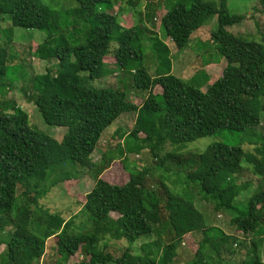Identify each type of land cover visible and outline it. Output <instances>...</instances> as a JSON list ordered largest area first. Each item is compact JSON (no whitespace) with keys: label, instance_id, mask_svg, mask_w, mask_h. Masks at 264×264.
Instances as JSON below:
<instances>
[{"label":"trees","instance_id":"1","mask_svg":"<svg viewBox=\"0 0 264 264\" xmlns=\"http://www.w3.org/2000/svg\"><path fill=\"white\" fill-rule=\"evenodd\" d=\"M121 1L131 8L123 18L128 8L111 13L113 0H0V31L7 37L0 42V83L7 82V61L16 55L15 31L44 32L45 39L32 51L29 46L28 53L49 66L44 75L29 76L20 65L29 76L24 92L47 125L66 129L61 141L35 131L27 112L0 100V235L12 229L0 264H40L54 237L57 264H68L77 255L83 257L78 264H175L182 245L194 255L187 264H223V254H232L234 237L208 225L189 187L212 202L216 213L233 215L236 201L250 187L237 179L245 169L259 187L249 196L246 212L233 215L231 223L243 234L264 229V133L259 131L264 120V37L257 41L229 30L246 15L232 14L228 0ZM255 1L264 12V0ZM163 8L161 30L178 51L217 17L211 40L227 65L216 82L207 85L205 72L203 79L190 81L172 73L171 49L153 30ZM113 44L117 48L111 52ZM148 49L157 62L154 76L144 64ZM111 55L114 66L131 76L132 88L146 97L130 101L121 89L84 85L83 73L92 81L109 74L106 59ZM129 113L136 114L134 126L112 135L122 142L114 151L125 168L131 155L148 151L153 167L131 170L127 183L112 184L102 178L117 159L108 156L112 148L98 163L92 157L107 130ZM223 131H249L254 152L224 143H213L201 154L165 152L167 145L183 149ZM81 168L89 169L95 184L77 201L85 218L77 225V215L66 220L42 201L58 184L78 181ZM154 172H160L159 180L151 184ZM165 172L172 173L167 182L173 190L182 192L174 193L166 184ZM140 239V249L133 250ZM124 240L130 245L119 257L108 250V242ZM239 264H264L256 243Z\"/></svg>","mask_w":264,"mask_h":264},{"label":"rangeland","instance_id":"2","mask_svg":"<svg viewBox=\"0 0 264 264\" xmlns=\"http://www.w3.org/2000/svg\"><path fill=\"white\" fill-rule=\"evenodd\" d=\"M49 3L51 0H44ZM64 1V0H62ZM206 1H217V0H206ZM114 2V10L111 13L115 14L116 11L119 10L120 6L124 8H128V11H125L123 15L121 14L120 18L129 15V10L131 9L121 0H113ZM228 7L232 14L235 15H246L245 21L237 26L229 28L232 33L235 35H243L248 37L249 39H255L257 41H261L264 37V12L261 11L260 6L256 3L255 0H228ZM166 10L163 8L160 10L158 18L156 21V26L154 27V31L158 33V36L161 40H164L165 43L170 47L172 53V65L173 71L172 73L179 78L190 81L191 78L197 76L200 79H203V72L206 73L209 78V82L207 85H211L216 82L220 77L227 65V62L224 58H222L213 42L211 40V33L217 30L218 28V20L217 17H214L211 21H209L203 28L193 34L189 46L182 51H178L171 40L166 39L165 34L162 32L160 24L161 18L166 14ZM9 23H4L2 25L3 28L8 26ZM1 27V28H2ZM2 30V29H0ZM46 37V34L37 30H26V29H17L14 34V56L9 57L7 61V65L10 66L8 69V73L4 76L3 81H7L9 86L6 84L3 86L4 92H0V100L13 101L16 103L19 109L24 110L29 115L30 126L35 131L48 135L50 137L55 138L58 141H61L64 133L66 132L65 128L51 127L47 125L42 118L39 110L34 104L30 95H25L24 87L28 83V77L30 75H44L46 73V67L49 66L45 62L40 61L34 57V55L30 52L28 53V48L30 46L31 51L32 48L36 47V44L41 43ZM7 41V37L0 31V42ZM117 48L116 44L112 45L111 52H113ZM12 53V48H11ZM145 66L148 69L149 73L154 76L156 61L153 57L151 50H145ZM13 55V54H12ZM106 62L109 65V74L102 80H88L86 79L87 74L83 73L81 76L83 78L84 85L93 88H102V87H112L115 89L123 90L130 101H139L137 97H146V93L142 91H137L131 86V76L125 75L123 71L119 68L115 67V60L111 55L109 59H106ZM20 65L25 66L27 69V73L29 76H26V73ZM2 81V82H3ZM0 83L1 85H3ZM207 85L202 88L203 91H206ZM160 90L157 88L156 93H159ZM142 98V99H143ZM264 117V116H263ZM136 114L129 113L122 115L117 122L110 127L107 132L103 135L101 142L99 143L95 153L93 154V161L98 163L102 159V154L111 151L108 153V156L111 154L116 155L114 158H117L111 167L102 175V178L112 184L123 185L129 180V172L131 170H137L142 168H152L153 167V159L148 151H144L140 155H131L129 157V164L127 168H125L124 164L121 161V157L118 155L116 150L117 145L122 143L119 141H114L112 139V135L117 131H125L129 132L135 123ZM264 120L263 126L259 130L261 133H264ZM260 133V134H261ZM251 142H255L252 140L251 134L249 131L245 133H235L223 131L214 136L199 139L195 142L189 143L185 146V148L180 149L176 146L167 145L165 152H176L177 154H201L207 150V148L213 143H224L228 146H241L246 152H254V148L256 147ZM252 144V145H251ZM114 152H113V151ZM170 168L173 171L178 172V168L176 165L169 163ZM244 168H249L246 164H244ZM81 177L77 181H71L68 183H60L56 188L52 189L50 193L43 199L42 203L49 208L52 212L60 214L62 217L69 220L75 215L78 216L76 219V224L81 225L83 220L85 219L81 215L82 207L77 204L79 202L80 197H84L88 194L94 184L95 180L89 171V169L81 168ZM160 172L151 173L149 182L152 184L154 181L158 183V175ZM166 177V182L168 178H172V173H164ZM239 183L250 184L248 191L244 192L240 198L236 201V208L234 212L235 215L246 212V204L249 196H251L255 190L259 187L258 179L251 173L250 170L245 169L239 176L237 177ZM176 181L182 186V183L179 181L178 177H176ZM169 182L166 184L168 185ZM172 187V191L174 193H180L182 190L180 188L174 191V185L169 183ZM184 186V185H183ZM190 195L193 197L195 205L197 208L204 213L207 217L208 225L216 226L222 229L228 236L232 238V254H223L224 263L223 264H239L246 256L253 252V245L256 243L258 247V251L261 253V257L264 261V229L259 231V234H243L242 232H237L235 226L231 223V219L233 217L232 213H216L214 211V205L212 202L204 201L201 194L198 190L189 187ZM184 192L182 194H185ZM188 194V193H187ZM247 197V198H246ZM242 200V201H241ZM11 228L7 229V233L0 235V256L6 250V242L8 241V233L11 232ZM196 239L202 240V235H196ZM143 239H140V242L135 243L133 245V250H139L141 245L143 244ZM234 240V241H233ZM56 238H51L47 241L46 249L43 254L42 260L40 264H57L58 254L55 251V243ZM129 243L124 240L121 242L110 241L108 242V250L113 253L116 257H119L123 251L129 247ZM194 255L192 251H190L186 246L182 245L179 250V256L175 262V264H187L193 259ZM83 257L81 255L74 256L68 262V264H78L82 262ZM218 260V258H216Z\"/></svg>","mask_w":264,"mask_h":264},{"label":"crops","instance_id":"3","mask_svg":"<svg viewBox=\"0 0 264 264\" xmlns=\"http://www.w3.org/2000/svg\"><path fill=\"white\" fill-rule=\"evenodd\" d=\"M193 36V35H192ZM192 38V37H191Z\"/></svg>","mask_w":264,"mask_h":264}]
</instances>
